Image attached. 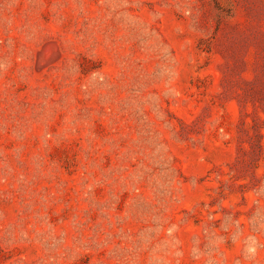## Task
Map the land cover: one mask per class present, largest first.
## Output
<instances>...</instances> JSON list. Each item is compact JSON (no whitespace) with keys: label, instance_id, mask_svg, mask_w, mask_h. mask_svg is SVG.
I'll return each mask as SVG.
<instances>
[{"label":"rangeland","instance_id":"rangeland-1","mask_svg":"<svg viewBox=\"0 0 264 264\" xmlns=\"http://www.w3.org/2000/svg\"><path fill=\"white\" fill-rule=\"evenodd\" d=\"M0 264H264V0H0Z\"/></svg>","mask_w":264,"mask_h":264}]
</instances>
